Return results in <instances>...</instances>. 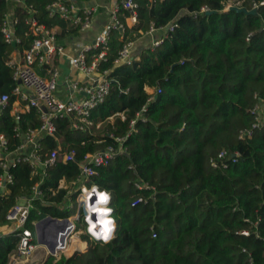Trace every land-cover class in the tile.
I'll return each mask as SVG.
<instances>
[{
	"label": "trees",
	"instance_id": "obj_1",
	"mask_svg": "<svg viewBox=\"0 0 264 264\" xmlns=\"http://www.w3.org/2000/svg\"><path fill=\"white\" fill-rule=\"evenodd\" d=\"M134 1L137 22L109 36L101 69H110L113 82L105 101L92 111L93 125L80 130L71 116L58 118L55 136L39 139L41 153L60 144L61 154L75 151L76 160L60 159L44 176L43 168L34 174L27 162L12 167L14 182L7 194L0 193V227L9 223L12 205L30 195L36 183L41 194L34 200L28 226L33 227L31 221L41 214L70 216L75 209L64 207L68 189L59 188L61 179H77L86 154L109 146L118 149L117 137L127 136L124 151L97 166L89 181L113 194L115 237L104 243L84 234L88 251L57 261L49 257L45 264H264V128L246 139L239 137L240 130L255 120V96L264 98V5L253 8L254 2L264 0H237L235 7L252 13L225 10L230 0ZM49 2L26 0L17 5L15 33L21 39L8 43L2 23L11 4L0 0V95H11L8 108L0 111V134L8 138L10 150L20 145L23 133L42 125L36 107L19 120L11 115L17 85L11 54L24 52L34 41L26 18L34 13L41 24L59 26L64 34L79 30L59 12L51 15ZM203 6L209 11L201 12ZM173 21L174 30L166 32L160 45L144 49L140 60L115 62L125 43L135 42L152 25L165 30ZM99 52L100 48L89 52L88 61ZM107 121L103 134L95 132L98 123ZM190 145L194 149L187 152ZM223 148L241 156L227 168L212 167L210 157ZM3 172L0 165V176ZM137 181L156 189H139ZM142 196L149 201L133 206ZM17 242L13 233L0 236V264H8ZM85 245L75 237L70 252Z\"/></svg>",
	"mask_w": 264,
	"mask_h": 264
},
{
	"label": "built area",
	"instance_id": "obj_2",
	"mask_svg": "<svg viewBox=\"0 0 264 264\" xmlns=\"http://www.w3.org/2000/svg\"><path fill=\"white\" fill-rule=\"evenodd\" d=\"M17 4H25L26 0H9ZM228 2L225 10L231 9L234 5ZM229 4V5H228ZM264 5V1L254 2L253 8ZM50 14L59 12L61 16L80 30H87L93 24V17L98 11V6H80L73 1L68 0H50L47 5ZM138 3L134 0H118L111 9L110 21L104 29L96 36L93 44H85L79 53L71 57L73 66L84 72L90 79L85 86H81L79 82H73V89L85 92V96L81 99L60 98L57 94L60 72L54 65L55 57L65 53V47L58 41L57 32L46 25L41 24L34 13L26 18L25 22L29 25L30 33L34 36L32 46L25 52V61L15 65L13 78L17 82L13 90V94L20 95L23 100L28 101L29 107H36L42 120L40 128L29 129L23 133V140L20 145L14 149H9V140L5 134H0V165L4 172L0 176V193L7 194L9 184H13L14 176L11 168L17 166L21 162L30 163L33 173L38 174L39 168H43L42 176L46 174V169L54 166L61 159L65 162L76 160L75 151L65 152L61 154L62 146L59 144L57 149L41 153L42 147L39 142L41 135L55 136L57 130L56 120L58 118L71 116L74 120V127L80 130H86L88 126L93 124L90 116L92 111L102 102L110 93L112 87V78L110 77V69H101L102 61L106 60L108 40L112 30L125 32L127 26L135 24L138 20L137 13ZM31 12H35L32 5H29ZM208 6H203L201 12H208ZM123 10L129 12L128 15ZM124 17V19L122 18ZM18 17L15 13L7 12L2 23V32L4 39L8 43L17 42L16 24ZM166 26V32L174 30L177 26L176 22ZM157 30L155 26L146 33H153ZM165 36V35H164ZM164 36L155 39L154 46L160 45L164 41ZM133 41H129L123 45L115 62L117 64H132L135 60H140V55L133 54ZM100 48L98 55L94 56L91 62L88 61V54L94 49ZM48 65L49 76L42 75L37 66ZM29 91L32 92L30 94ZM157 92H162L159 87ZM11 95L3 93L0 95V111L8 108ZM258 101L252 107V113L255 120L250 127L240 130L239 137L246 139L251 137L258 129L264 128V98L255 96ZM15 118L20 119V114L16 113ZM136 119L131 121L134 126ZM17 135L21 132L17 130ZM127 136L117 137L120 147L116 149L109 146L105 150L88 153L82 161L79 162L81 172L77 179L71 181L72 185L64 184L61 179L59 188H67L68 193L66 199L70 202L69 208L75 211L66 219L69 225L65 231L59 232L57 245L52 252L45 244L40 243L36 224L41 220V214L37 220L31 221L33 227L28 226L30 223L31 211L34 208V200L41 194L40 183H36L32 188L30 195L20 198L7 213V220L14 224L11 233L18 236V242L14 250L9 254L8 264H45L49 257H54L55 261L62 256L70 257L69 251L75 237L87 235L90 241L109 242L116 234L117 219L115 217V209L113 207V194L111 191L100 188L97 184H89L90 179L97 174L96 167L107 164L114 156L124 151L123 143ZM33 144L31 150H27V146ZM241 156L238 151H231L223 148L216 155L210 157L209 163L214 168H227L229 162H236ZM40 174V173H39ZM139 189H156V186L148 182L137 181L135 183ZM106 197V199H101ZM155 199V195L151 196ZM148 198L139 197L132 203L137 206L140 203H147ZM51 216V215H49ZM54 217V216H52ZM64 219L61 217H55ZM111 221L109 238L105 240L103 236L95 235L100 233L104 225L101 221ZM51 231V229H50ZM241 233L248 235L249 230H243ZM85 240V239H84ZM89 240H85L89 243ZM42 251L41 255L38 254ZM79 252V250H78ZM75 254V253H74Z\"/></svg>",
	"mask_w": 264,
	"mask_h": 264
},
{
	"label": "crops",
	"instance_id": "obj_3",
	"mask_svg": "<svg viewBox=\"0 0 264 264\" xmlns=\"http://www.w3.org/2000/svg\"><path fill=\"white\" fill-rule=\"evenodd\" d=\"M68 1H73L76 4L83 7L95 5L98 6L99 8L93 17L92 26L87 30L82 31L79 29L75 33L64 34V31L61 27L59 26L54 27V29L57 32L58 41L61 44H63L65 47V53L57 55L54 60V65L55 67L58 68L60 72L57 94L60 98L63 99H69V98L81 99L86 95L85 92L79 91L77 89H73L72 83L79 82L81 86H85L90 82V79L84 72L73 66L71 57L78 54L83 45L93 44L95 42L96 36L104 29L106 24L110 21L111 9L115 6L118 0H87L85 2H81L78 0H68ZM10 4L11 6L9 12H11V14L15 13V9L17 5H21L15 2H10ZM165 34H166V29L165 30L157 29L153 33H146V32L143 33V35L133 44V54L137 56L140 55L141 52L144 51V49H146L149 45L151 44L153 45L155 39L161 38ZM17 38H18L17 42H19L21 36H17ZM26 50H24V52L14 50L11 54V63L13 65H18L23 63L25 61ZM48 68H49L48 65L37 66L38 71L44 76H49V73L47 71ZM28 92L32 94L31 91L28 90ZM30 109L31 107L28 106V101L23 100L20 95L18 96L16 95V98L12 104L11 115L15 116L16 113H19L21 115L22 113L28 112ZM115 119L116 116L111 117L109 120L111 122H114ZM100 124L102 123H98L96 125V129L100 128ZM92 125L93 124H91L90 126ZM42 137H44V135L40 136V138ZM33 147H34L33 144H29L27 146V150H31ZM62 183L72 185V183L68 182L67 180L62 181ZM67 204L70 206V202H67ZM7 225L8 224L0 227V236L5 233H11V231L13 230V229L10 230L6 229ZM77 238L79 239V241L84 242L86 244L85 248L81 249L79 246H75L73 248V251L70 252V256L78 252V250L79 252H82L88 248L89 243H87L81 237H77Z\"/></svg>",
	"mask_w": 264,
	"mask_h": 264
},
{
	"label": "water",
	"instance_id": "obj_4",
	"mask_svg": "<svg viewBox=\"0 0 264 264\" xmlns=\"http://www.w3.org/2000/svg\"><path fill=\"white\" fill-rule=\"evenodd\" d=\"M240 12L252 13V10H248L246 7H235ZM172 23L169 24V27ZM69 225V220L55 218L49 215H42L41 220L36 224L35 230L37 232L40 243L45 244L52 252H54L57 245L59 232L65 231ZM51 229V231H50Z\"/></svg>",
	"mask_w": 264,
	"mask_h": 264
},
{
	"label": "rangeland",
	"instance_id": "obj_5",
	"mask_svg": "<svg viewBox=\"0 0 264 264\" xmlns=\"http://www.w3.org/2000/svg\"><path fill=\"white\" fill-rule=\"evenodd\" d=\"M230 3L229 4H238L237 2H239V1H237V0H230L229 1ZM228 3V2H227ZM228 4V5H229ZM241 4V3H240ZM108 122L109 121H107V122H105V123H103V124H100V128L98 129H95V132H97V133H104L103 131L106 129V126H107V124H108ZM194 149V145H190L189 146V148L186 150L187 152H189V151H191V150H193ZM65 208L66 207H69V205L67 204V205H65L64 206ZM14 228V224H12V223H8V225H7V228L6 229H8V230H10V229H13ZM152 234H154L153 232H152ZM154 236V235H153ZM89 246H90V244L88 245V248L85 250V251H82V252H86V251H88V249H89ZM41 253H42V251H39L38 252V254L39 255H41ZM69 254H70V251H69Z\"/></svg>",
	"mask_w": 264,
	"mask_h": 264
},
{
	"label": "clouds",
	"instance_id": "obj_6",
	"mask_svg": "<svg viewBox=\"0 0 264 264\" xmlns=\"http://www.w3.org/2000/svg\"><path fill=\"white\" fill-rule=\"evenodd\" d=\"M101 199H106V197H101ZM101 223L104 225L103 229L101 230L100 233H94L95 235H98V236H103V238L105 240H107L109 238V232H110V224H111V221H108V220H104V221H101Z\"/></svg>",
	"mask_w": 264,
	"mask_h": 264
},
{
	"label": "bare ground",
	"instance_id": "obj_7",
	"mask_svg": "<svg viewBox=\"0 0 264 264\" xmlns=\"http://www.w3.org/2000/svg\"><path fill=\"white\" fill-rule=\"evenodd\" d=\"M70 249H71V247H70Z\"/></svg>",
	"mask_w": 264,
	"mask_h": 264
}]
</instances>
